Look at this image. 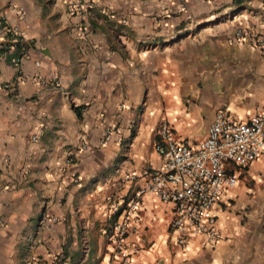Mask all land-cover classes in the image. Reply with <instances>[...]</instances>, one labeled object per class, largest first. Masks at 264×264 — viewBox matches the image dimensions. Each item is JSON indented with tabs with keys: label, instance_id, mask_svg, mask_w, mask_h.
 <instances>
[{
	"label": "crops",
	"instance_id": "1",
	"mask_svg": "<svg viewBox=\"0 0 264 264\" xmlns=\"http://www.w3.org/2000/svg\"><path fill=\"white\" fill-rule=\"evenodd\" d=\"M0 26L27 48L0 36V264H117L110 204L159 167V126L196 146L217 114L264 110V50L234 38L264 37V0H0ZM234 170L220 241L178 245L174 206L145 196L131 263L264 264V154Z\"/></svg>",
	"mask_w": 264,
	"mask_h": 264
},
{
	"label": "built area",
	"instance_id": "2",
	"mask_svg": "<svg viewBox=\"0 0 264 264\" xmlns=\"http://www.w3.org/2000/svg\"><path fill=\"white\" fill-rule=\"evenodd\" d=\"M81 11L79 3H71L72 16L80 15ZM0 36L10 41L8 50L17 52L16 60L26 57L27 48L17 27L0 26ZM234 38L237 41L248 39L253 47L264 50V37L251 36L238 29ZM19 76L23 78L21 73ZM36 81L42 85H58L55 75L49 79L37 77ZM5 88L10 89V86ZM37 139L38 135L32 137L34 141ZM154 150L161 160L159 167L143 173L144 184L131 197L110 204V213L116 217L110 236L111 254L117 264H132L125 253L126 240L130 222L141 211L145 196L174 206L170 230L177 234L178 245L196 235L203 236L204 244L209 247L221 240L216 229L215 208L221 203L224 192L238 184L239 175L234 168L244 169L264 154V110L248 115L243 123L217 114L207 137L196 146L176 141L172 127L164 122L159 126ZM136 178L124 179L135 181Z\"/></svg>",
	"mask_w": 264,
	"mask_h": 264
}]
</instances>
